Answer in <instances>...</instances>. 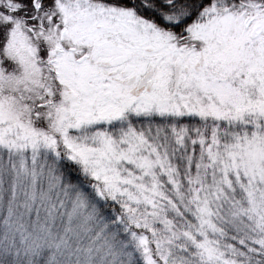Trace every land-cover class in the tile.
I'll use <instances>...</instances> for the list:
<instances>
[{"label":"snow or ice","instance_id":"snow-or-ice-1","mask_svg":"<svg viewBox=\"0 0 264 264\" xmlns=\"http://www.w3.org/2000/svg\"><path fill=\"white\" fill-rule=\"evenodd\" d=\"M0 264H264V0H0Z\"/></svg>","mask_w":264,"mask_h":264}]
</instances>
